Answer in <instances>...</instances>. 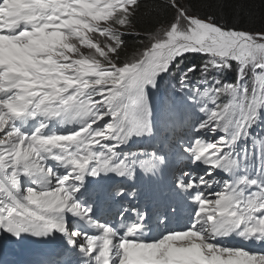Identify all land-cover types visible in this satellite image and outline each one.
<instances>
[{"label":"snow or ice","instance_id":"snow-or-ice-1","mask_svg":"<svg viewBox=\"0 0 264 264\" xmlns=\"http://www.w3.org/2000/svg\"><path fill=\"white\" fill-rule=\"evenodd\" d=\"M159 9V26L142 34L133 31L141 0H0V243L40 246L23 254L37 255L34 264H71L53 258L72 249L85 264H126L141 252L157 264H264V252L207 242L235 233L264 245V22L238 27L181 0H162ZM125 35L148 43L118 63L109 57L118 59ZM190 55L202 59L179 71L173 85L189 93L184 105L166 97L158 112L152 93ZM190 105L202 119L192 143L180 146L204 172L182 171L174 187L191 193V222L141 240L136 233L148 221V206L130 210L136 222L127 208L114 222L99 221L95 213L109 197L139 199L138 174L162 184L174 150L171 142L168 156L120 149L155 135L161 115L171 118L173 134L182 132ZM37 116L30 134L16 124ZM57 119L67 131H48ZM249 159L255 174H239ZM82 190L96 207L77 198ZM151 211L166 223L184 209L158 187ZM205 221L212 226L207 238L198 227Z\"/></svg>","mask_w":264,"mask_h":264},{"label":"trees","instance_id":"trees-1","mask_svg":"<svg viewBox=\"0 0 264 264\" xmlns=\"http://www.w3.org/2000/svg\"><path fill=\"white\" fill-rule=\"evenodd\" d=\"M186 2V6H191L194 11L208 12L212 11L219 20L223 15L229 23L236 22L238 27L259 28L264 22V2L262 0H181ZM162 0H141V10L136 19V28L133 31H139L142 34L146 31H155L158 27V21L163 19L160 13L159 5ZM126 45L120 49L118 59L110 56L112 60L118 63L133 59L143 44L148 43L145 38L143 43L135 35H125ZM200 56H190L188 63L197 62Z\"/></svg>","mask_w":264,"mask_h":264},{"label":"rangeland","instance_id":"rangeland-1","mask_svg":"<svg viewBox=\"0 0 264 264\" xmlns=\"http://www.w3.org/2000/svg\"><path fill=\"white\" fill-rule=\"evenodd\" d=\"M111 56V55H110ZM110 58V57H109ZM53 122H55L56 123V125L59 127V132H64V131H67L68 129L66 128V126H62V124H61V122L59 121V119H57V120H55V121H53ZM257 127H261V125H258ZM178 134H180V133H178ZM175 137V136H174ZM184 137V139H185V141L186 142H188V146L192 143V141L190 140V141H188L187 139H188V134H185V136H183ZM213 138V137H212ZM211 138V139H212ZM156 152L157 153H164L165 152V150L163 149V147H161V148H159V149H157L156 150ZM248 163L249 164H251V166H252V169L253 170H255L254 168H253V164H255L256 162L255 161H252L251 159H249V161H248ZM264 174V173H263ZM139 175V174H138ZM139 176H141V175H139ZM156 182V181H155Z\"/></svg>","mask_w":264,"mask_h":264},{"label":"bare ground","instance_id":"bare-ground-1","mask_svg":"<svg viewBox=\"0 0 264 264\" xmlns=\"http://www.w3.org/2000/svg\"><path fill=\"white\" fill-rule=\"evenodd\" d=\"M254 240H251V242H253ZM7 246L9 247L11 250H15V245H18V244H15V243H12L8 240H4L2 243H0V246Z\"/></svg>","mask_w":264,"mask_h":264}]
</instances>
